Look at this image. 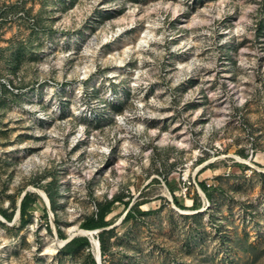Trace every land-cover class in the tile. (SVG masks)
Segmentation results:
<instances>
[{"label": "rangeland", "instance_id": "obj_1", "mask_svg": "<svg viewBox=\"0 0 264 264\" xmlns=\"http://www.w3.org/2000/svg\"><path fill=\"white\" fill-rule=\"evenodd\" d=\"M250 144L264 0H0V264H88L63 239L114 196L101 264H264V174H224Z\"/></svg>", "mask_w": 264, "mask_h": 264}, {"label": "trees", "instance_id": "obj_2", "mask_svg": "<svg viewBox=\"0 0 264 264\" xmlns=\"http://www.w3.org/2000/svg\"><path fill=\"white\" fill-rule=\"evenodd\" d=\"M168 184L170 187L173 186V184L170 182H168ZM199 185H200L201 189L205 192L206 197L208 198V196H209L208 190L211 186H209V187L206 186V184L203 181L200 182ZM48 197H49V200L52 201V196L49 195ZM31 199H32L31 194L28 191H26L24 196L22 197V199L20 201V205H19V214H20V222L21 223H24L28 218L27 206L30 203ZM119 199H120L119 196H114L110 201H106L104 203H99L95 215L87 216L80 223V227L85 228V229H94V228H100V227L105 226L107 224V220L104 219L106 214L110 211V208H111L113 201L119 200ZM173 200L178 207L186 208L184 206L183 202L181 200L179 201L177 199V197L173 196ZM191 206H193V205H191ZM0 214L8 220L11 219V216L9 214H7L1 208H0ZM133 214H134V209L132 207H129L125 212L126 217L132 216ZM104 233H105V230L102 229L97 234L98 239H99V243H100V249L102 252L106 248L104 237H103ZM58 235H60L61 237H64L62 232L59 229H58ZM85 244H89V239H88L87 235H75L70 240H68L66 243H64V245L62 246V249L64 251H67V252H73L74 250H76L77 248H79ZM88 264H96L94 256L91 254L89 256Z\"/></svg>", "mask_w": 264, "mask_h": 264}, {"label": "built area", "instance_id": "obj_3", "mask_svg": "<svg viewBox=\"0 0 264 264\" xmlns=\"http://www.w3.org/2000/svg\"><path fill=\"white\" fill-rule=\"evenodd\" d=\"M252 134H254V131H251ZM263 157L259 158V153H258V149L253 146L252 144L246 146V147H242L241 149L238 150V154H234L231 157V161L227 162V166L225 167L224 170V174L227 176L229 174H235L236 172V168L239 171V173H241L244 176H251V175H255V174H260L263 175L264 174V151L260 152ZM261 155V156H262ZM199 168V167H198ZM198 170V169H197ZM204 182L206 184V186H212V182L209 181L208 178L202 177V178H196L193 180L196 188H197V192L200 194V203L202 205V207L207 206L208 205V198L205 195V192L201 189L199 183L200 182ZM170 183L173 184V186H177V180L171 179L170 181H168ZM163 184L165 185V183L163 182ZM185 185V183H183ZM185 189V188H184ZM169 200L171 202L173 201V196L170 195ZM183 204L185 207H189L193 204V198H191V203L190 205H186L183 201ZM174 208H177L178 210H180L181 208L178 206H175L173 204Z\"/></svg>", "mask_w": 264, "mask_h": 264}, {"label": "bare ground", "instance_id": "obj_4", "mask_svg": "<svg viewBox=\"0 0 264 264\" xmlns=\"http://www.w3.org/2000/svg\"><path fill=\"white\" fill-rule=\"evenodd\" d=\"M148 39H150V37H149L147 31L144 30V34H142V35L140 36L139 41H138V43H137L138 46L140 47V46L145 45ZM120 120H122V119H120ZM36 160H37V159H36ZM28 166H30V164H28L27 167H28ZM35 189H36V191H38V192L41 194L42 199H43L44 202L48 205L49 202H48V198H47V196L45 195V193H44L41 189H38V188H35ZM181 211H184V210H181ZM76 230H77L78 232L87 233V234L90 236V238H91V240H92V242H93V244H94V247H95V253L97 254V246H98V245H97V240H96V238L93 236V233H94L93 230H87V229H85V228H81V227H76ZM63 240H64V239H63Z\"/></svg>", "mask_w": 264, "mask_h": 264}, {"label": "water", "instance_id": "obj_5", "mask_svg": "<svg viewBox=\"0 0 264 264\" xmlns=\"http://www.w3.org/2000/svg\"><path fill=\"white\" fill-rule=\"evenodd\" d=\"M27 191V189L23 190L19 196V199H18V206H17V210H16V215L14 216V218L12 220H15L17 218V216L19 215V205H20V201L22 199V197L24 196L25 192ZM39 193V192H38ZM40 194V193H39ZM41 195V194H40ZM0 220L2 222H5V223H9L6 221V219L0 214ZM87 230H93V232H98L100 230V228H94V229H87ZM81 234L83 235H86L87 233H83V232H80ZM76 233H71L69 234L64 240H63V243H66L68 240H70L73 236H75ZM88 239H90V237L88 236ZM97 240V254L94 252L93 253V256H94V259H95V262L96 264H101V261H100V248H99V240L98 238H96Z\"/></svg>", "mask_w": 264, "mask_h": 264}]
</instances>
